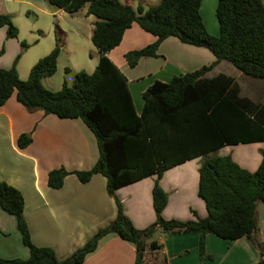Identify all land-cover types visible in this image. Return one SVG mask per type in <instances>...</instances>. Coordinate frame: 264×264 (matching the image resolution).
Segmentation results:
<instances>
[{"label":"trees","instance_id":"1","mask_svg":"<svg viewBox=\"0 0 264 264\" xmlns=\"http://www.w3.org/2000/svg\"><path fill=\"white\" fill-rule=\"evenodd\" d=\"M45 1L69 13L87 4L86 13L96 17L90 39L99 52L98 63L90 73L75 72L71 85L63 82L58 90L44 87L41 79L55 73L62 45V31L55 26L54 47L31 66L26 80L19 78L16 69L19 55L10 67L0 68V106L15 92L16 99L31 111L42 110L59 118H80L96 138L98 158L90 169L74 174L81 182H87L95 173L103 174L110 195L123 185L155 173L157 179L152 188L155 220L143 229L136 228L115 198V217L68 256L58 259L52 248L31 242L23 215V196L17 188L2 181L0 207L15 217L29 256L0 257V264H81L109 232L133 243L135 264H142L146 247H158L155 240L147 244L157 229L172 234L197 233L200 258H210L204 254L207 233L229 240L247 237L259 249L257 264H264V252L254 236L257 203L264 202V150L253 172L242 168L230 155H206L225 144L264 140V106L240 97L232 77L205 76L224 60L245 75L264 79V0H217V35L211 34L202 20L201 0H160L136 8L120 0ZM133 23L156 39L124 53L130 67L141 57L156 56L161 41L170 36L184 44L205 47L215 57L209 65L175 75L168 82L155 80L142 93L139 113L125 75L106 55ZM0 26H6L8 37L17 36L18 29L9 14L0 13ZM20 44L22 48L28 46L24 41ZM30 141L29 134L17 138L19 147ZM199 155L202 159L197 194L204 201L206 216L165 219L161 212L167 203V193L158 179L165 169ZM67 174L62 168L50 170L48 185L60 187Z\"/></svg>","mask_w":264,"mask_h":264},{"label":"crops","instance_id":"2","mask_svg":"<svg viewBox=\"0 0 264 264\" xmlns=\"http://www.w3.org/2000/svg\"><path fill=\"white\" fill-rule=\"evenodd\" d=\"M120 1L136 8L138 5L148 7L160 0ZM216 5L217 0H201L199 7L206 28L213 35L219 33ZM86 11L87 4L69 13L45 0H0V13L9 14L18 29L16 37H8L6 26H0V68L10 67L19 55L16 69L20 79H27L31 66L54 47L55 26L63 34L55 73L62 59L66 60L63 67L68 68V72L72 67H83L87 62L83 45L88 40L91 42L96 21V17ZM155 39V35L133 23L123 33L120 43L106 53L125 75L137 113L143 105V91L155 80L168 82L175 75L191 72L215 60L207 48L184 44L170 36L161 41L156 56L141 57L134 67H130L124 53L144 47ZM21 41L28 46L22 48ZM26 56V66L22 69L20 61ZM92 59L90 69L94 70L99 52L92 54ZM229 66L222 60L205 76L224 74L232 77L240 97L264 106V79L243 75ZM54 74L43 77L41 82L48 89L58 90L65 80L50 81ZM21 134H29L31 138L24 147L17 144ZM262 150L264 140H255L225 144L206 155H230L242 168L253 172L261 161ZM97 158L96 138L80 118H59L42 110L31 111L16 99L15 92L0 106V182H6L21 192L23 215L31 242L52 248L58 259L68 256L115 217V198L121 202L124 213L136 228L143 229L155 220L152 188L157 175L153 173L123 185L110 195L103 174L95 173L87 182H81L74 174V171L90 169ZM201 159L199 155L175 164L165 169L158 179L167 193V203L161 212L165 219L190 220L206 216L204 201L197 194ZM59 168L68 174L60 187H50L48 172ZM256 218L254 236L264 252V202L257 203ZM198 240L195 232L167 233L155 240L156 249L146 247L142 264L258 262L259 249L247 237L229 240L207 233L204 254L210 258H200ZM149 242L147 240V244ZM5 243L15 245V256L8 254L9 250L2 245ZM28 256L29 251L22 243L15 217L0 207V257L26 259ZM135 256L133 243L109 232L99 239L97 248L81 264H135Z\"/></svg>","mask_w":264,"mask_h":264},{"label":"rangeland","instance_id":"3","mask_svg":"<svg viewBox=\"0 0 264 264\" xmlns=\"http://www.w3.org/2000/svg\"><path fill=\"white\" fill-rule=\"evenodd\" d=\"M84 47V51H85V58H86V63L85 65H83V67H72V70H70L69 72H65V68L63 66H65L66 64V60L65 59H62L60 62H59V67H58V72L55 73L52 78H50V81L52 82H60L62 79L65 80V82L69 85L72 84V82L74 81V71L77 70V68H79L80 70H84L88 73L92 72L93 70H91L90 68V63L94 60L92 59V54L96 55V53H98V50L93 46V44L90 42V40H88L86 43H84L83 45ZM28 59V56H26V58L22 59V61H20V67L22 69L25 68L26 65H24L25 61ZM227 63V65H230L229 67H231L232 69H236L232 64H230L229 62L225 61ZM231 68H230V71H231ZM78 69V70H79ZM57 70V68H56ZM89 70V71H88ZM235 71H239V70H235ZM244 75V74H243ZM21 80H26V79H21ZM165 234L167 233H164L162 232L160 229H157L153 235L147 239L148 241H151V240H158L160 237L164 236ZM10 243H12V241H10ZM6 250H9V253L8 254H11L10 256H15L16 254H13L15 253L13 250L15 248V245H8V243H5V244H2ZM17 256H21L20 254H18ZM19 259H22L21 257H19ZM152 264V263H150Z\"/></svg>","mask_w":264,"mask_h":264}]
</instances>
